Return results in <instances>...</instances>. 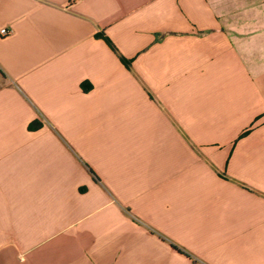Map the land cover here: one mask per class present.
Wrapping results in <instances>:
<instances>
[{
	"label": "crops",
	"instance_id": "0c3cea01",
	"mask_svg": "<svg viewBox=\"0 0 264 264\" xmlns=\"http://www.w3.org/2000/svg\"><path fill=\"white\" fill-rule=\"evenodd\" d=\"M0 264H264V0H0Z\"/></svg>",
	"mask_w": 264,
	"mask_h": 264
},
{
	"label": "built area",
	"instance_id": "2783aa9c",
	"mask_svg": "<svg viewBox=\"0 0 264 264\" xmlns=\"http://www.w3.org/2000/svg\"><path fill=\"white\" fill-rule=\"evenodd\" d=\"M0 32H1V34H7V33H9V31L6 30V29H4V28H1L0 29Z\"/></svg>",
	"mask_w": 264,
	"mask_h": 264
}]
</instances>
